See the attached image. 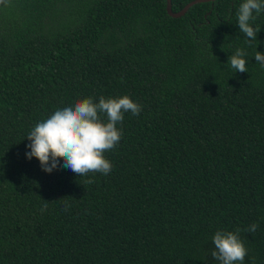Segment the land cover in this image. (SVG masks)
Wrapping results in <instances>:
<instances>
[{"label":"trees","instance_id":"trees-1","mask_svg":"<svg viewBox=\"0 0 264 264\" xmlns=\"http://www.w3.org/2000/svg\"><path fill=\"white\" fill-rule=\"evenodd\" d=\"M242 2L180 18L167 0L0 4V264H218L213 236L237 228L244 264H264V12L249 46ZM237 49L247 72L228 64ZM101 96L142 106L117 125L108 175L27 159L37 123Z\"/></svg>","mask_w":264,"mask_h":264},{"label":"clouds","instance_id":"clouds-1","mask_svg":"<svg viewBox=\"0 0 264 264\" xmlns=\"http://www.w3.org/2000/svg\"><path fill=\"white\" fill-rule=\"evenodd\" d=\"M8 2L0 0V4L6 5ZM261 12H264V0H243L239 5L237 26L247 38L249 46L261 31L258 25L254 27L252 23ZM246 55L244 50L237 49L229 56L228 64L236 72H247ZM254 58L264 66V53L257 51ZM127 112L139 116L142 106L129 96L107 99L101 96L98 103L92 98L77 100L74 105L56 110L31 129L26 137L30 143L25 155L28 160L36 158L41 169L49 174L58 167H64L79 177L89 173L108 175L113 166L105 158V153L119 144L123 132L117 125L123 122L124 113ZM102 115L106 116V122L101 118ZM85 183L92 184L94 179H88ZM68 198L62 199L67 201ZM70 206L65 203L64 210L67 211ZM44 208H47V201ZM258 227V224L253 223L243 231L254 234ZM240 232L241 229L237 228L234 232L218 230L215 233L212 238L213 260L218 264H244L248 249Z\"/></svg>","mask_w":264,"mask_h":264},{"label":"water","instance_id":"water-1","mask_svg":"<svg viewBox=\"0 0 264 264\" xmlns=\"http://www.w3.org/2000/svg\"><path fill=\"white\" fill-rule=\"evenodd\" d=\"M214 1L216 0H194L188 3L181 11L174 12L172 0H167V12L173 18H180L184 16L190 10V8L193 7L194 5L201 4V3L214 2Z\"/></svg>","mask_w":264,"mask_h":264}]
</instances>
